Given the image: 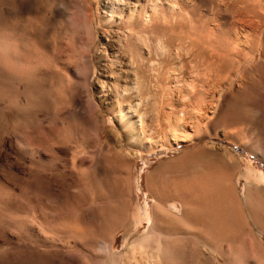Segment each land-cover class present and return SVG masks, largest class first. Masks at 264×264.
I'll return each mask as SVG.
<instances>
[{"label":"rangeland","instance_id":"374dc122","mask_svg":"<svg viewBox=\"0 0 264 264\" xmlns=\"http://www.w3.org/2000/svg\"><path fill=\"white\" fill-rule=\"evenodd\" d=\"M155 3L0 0V264H127L159 194L184 262L264 264V0Z\"/></svg>","mask_w":264,"mask_h":264},{"label":"bare ground","instance_id":"6f19581e","mask_svg":"<svg viewBox=\"0 0 264 264\" xmlns=\"http://www.w3.org/2000/svg\"><path fill=\"white\" fill-rule=\"evenodd\" d=\"M240 1V0H239ZM244 1V0H243ZM247 1H249V0H247ZM256 2V1H255ZM250 3V2H249ZM254 3V2H253ZM157 5H160V0H156V3L153 5V7H154V10H156L155 9V7H158ZM254 5V4H253ZM246 6V5H245ZM254 6H256V5H254ZM249 7H251V6H249ZM258 7V6H257ZM141 8H142V6H141ZM141 8H139V9H141ZM246 8V7H245ZM260 8H262V7H260ZM153 9V8H152ZM253 9V8H252ZM259 9V8H258ZM143 10V9H142ZM154 10H152V12H150L149 14L147 13V11L146 10H143V11H138L137 10V14H138V16H139V14H140V17L142 18V20H143V22L141 23V26H140V28L138 29V30H140V32H147L146 34H155V37L157 38V40L158 41H160V39H161V32H160V30H161V28L159 27V26H161V22H159V19L162 17L161 15H159V13H156V12H154ZM157 10H158V8H157ZM159 11V10H158ZM247 11V10H246ZM249 11V10H248ZM253 11V10H252ZM250 12V11H249ZM136 13H134V14H136ZM133 15V14H132ZM219 15V14H218ZM134 16V15H133ZM145 16V17H144ZM249 16V15H248ZM255 16V15H254ZM135 17V16H134ZM165 17V16H164ZM250 17V16H249ZM132 18V17H131ZM255 19V18H254ZM130 20V19H129ZM141 20V21H142ZM204 20V19H203ZM248 20H251V17H250V19H248ZM171 21H173V20H171ZM175 21H176V19H175ZM241 21V20H240ZM256 21V20H255ZM254 21V22H255ZM261 22H262V20H260ZM127 22V21H126ZM243 21H241V23H242ZM246 22V21H245ZM251 22L253 23V19L251 20ZM133 23H134V19L133 20H130V21H128L127 22V26H125V27H123V28H127L126 30L128 31L126 34H125V42H124V45L123 46H125V48L126 47H129V45H130V43H131V35H133L132 33H131V27L132 26H134L133 25ZM200 23V22H199ZM237 23V22H236ZM252 23H250V21H249V23H247L248 24V27L249 26H251L252 25ZM256 23V22H255ZM255 23H253V25L252 26H254V25H256ZM260 23V22H259ZM258 23V24H259ZM203 24V23H202ZM238 24H239V22H238ZM250 24V25H249ZM261 24V23H260ZM263 24V23H262ZM261 24V25H262ZM243 25H245L244 23H242V26ZM202 26V25H201ZM220 26V25H219ZM240 26V25H239ZM263 26V25H262ZM217 27H218V25H217ZM259 26H257V28H258ZM205 28V27H204ZM216 28V27H215ZM259 28H261V27H259ZM258 28V29H259ZM136 29V28H135ZM242 29H244V27H242ZM249 29V28H248ZM250 29H252V28H250ZM233 30V29H232ZM253 30H254V28H253ZM253 30L251 31L252 33H253ZM122 31V30H121ZM212 31V30H211ZM242 31V30H241ZM136 32V31H135ZM137 32H139V31H137ZM244 32V31H243ZM247 32V31H246ZM120 33V32H119ZM221 33V32H220ZM240 34L242 33V32H239ZM255 33H256V30H255ZM142 35H143V33H141ZM140 34V35H141ZM244 34V33H243ZM241 35L242 37L244 36V35ZM139 35V34H138ZM248 35V34H247ZM257 35V34H256ZM259 35V34H258ZM258 35L256 36V37H258ZM223 36V35H222ZM246 36V35H245ZM250 36H251V34H250ZM218 37H220V36H218ZM217 37V38H218ZM239 37H240V35H239ZM238 37V38H239ZM252 37V36H251ZM121 38V37H120ZM206 38V37H205ZM248 39L250 38V37H247ZM246 38V39H247ZM110 39V38H109ZM221 39V38H220ZM222 39H225V38H222ZM221 39V40H222ZM246 40V41H249V44L251 43L250 42V40ZM258 39V38H257ZM232 40V39H231ZM239 40H241V39H239ZM238 40V41H239ZM254 40H255V38H254ZM254 40H253V42H254ZM225 41V40H224ZM223 41V42H224ZM233 41L234 40H232V43H230V48L232 47L234 50L233 51H235V48H237L236 46H238V45H236V43H235V45L236 46H233ZM245 41V40H244ZM261 41H263V40H261ZM177 42V41H176ZM230 41H226V43H229ZM240 42V41H239ZM253 42H252V44H253ZM123 44V43H122ZM160 44H161V42H160ZM159 44V45H160ZM223 44H225V43H223ZM238 44V43H237ZM240 44H242V43H240ZM239 44V45H240ZM245 44V43H244ZM256 44V43H255ZM264 45V44H263ZM161 46H163L162 44H161ZM247 46H248V44H247ZM261 46V45H260ZM133 47V46H132ZM235 47V48H234ZM249 47V46H248ZM130 48V47H129ZM128 48V49H129ZM238 48H239V46H238ZM251 48V47H250ZM131 49V48H130ZM244 49V48H243ZM248 49V48H247ZM254 49V48H253ZM263 49V48H262ZM160 50H161V48H160ZM236 50H238V49H236ZM251 50V49H250ZM258 50V49H257ZM257 50H256V52H257ZM122 51H124V48H123V50ZM133 51V50H132ZM144 51V50H143ZM158 51H159V49H158ZM162 51V50H161ZM229 51V50H228ZM227 51V52H228ZM239 51V50H238ZM241 51H242V49H240V53H241ZM127 52V51H126ZM130 52V51H129ZM237 52V51H236ZM236 52H234V53H236ZM251 52H253V51H251ZM262 52V51H261ZM142 53V52H141ZM193 53V52H192ZM225 53V52H224ZM231 54H232V52H230ZM233 53V54H234ZM247 53H248V51H247ZM263 53H264V51H263ZM124 54V53H123ZM131 54V53H130ZM190 54V53H189ZM226 54V53H225ZM229 54V53H228ZM232 54V55H233ZM119 55V54H118ZM230 55V54H229ZM121 57V56H120ZM130 57L132 58V55H130ZM209 57V56H208ZM232 57V56H231ZM235 57H236V55H235ZM133 59V58H132ZM87 60V59H86ZM235 60V59H234ZM129 61V60H128ZM158 64V63H157ZM138 65V64H137ZM137 65L135 66V68H134V70L135 69H137ZM238 66V65H237ZM253 67V66H252ZM229 69V68H228ZM230 70V69H229ZM241 70V69H240ZM232 71H233V69H232ZM231 72V71H230ZM251 73V72H250ZM218 75V74H217ZM234 76V75H233ZM224 77H226V76H224ZM218 78V77H217ZM216 78V79H217ZM222 80H224V78L222 79ZM221 81V80H220ZM217 82V81H216ZM223 82V81H222ZM218 83V82H217ZM218 85V84H217ZM219 86V85H218ZM249 86V85H248ZM248 86H247V88H248ZM123 90H124V88H123ZM127 90V89H126ZM122 92V91H121ZM125 92H127V91H125ZM124 92V93H125ZM116 94V93H115ZM119 95H120V93H119ZM123 95V94H122ZM127 96V95H126ZM124 97V98H127V97ZM132 96V94L130 95L129 94V98ZM134 96V95H133ZM120 98V97H119ZM133 98V97H132ZM119 100V99H118ZM124 101H125V99H123ZM121 101H122V97H121ZM118 102V101H117ZM128 102V101H127ZM121 104V103H120ZM120 108V107H119ZM73 138V137H72ZM66 139H68V141H70L71 142V140H69L70 138H66ZM65 139V140H66ZM77 139V138H76ZM56 141V140H55ZM73 141V140H72ZM67 142V141H66ZM70 142H68V143H70ZM72 143H74V142H72ZM78 143V142H77ZM76 143V144H77ZM82 143H83V141H82ZM83 145V144H82ZM60 146V145H59ZM78 146V145H77ZM76 146V148H78ZM70 147H72V146H70ZM76 148H74V150L76 149ZM67 149H68V147H67ZM74 150H72L73 152H74ZM77 150V149H76ZM71 151V152H72ZM70 152V151H69ZM79 152V151H78ZM77 151H76V155H78L77 153H78ZM80 153V152H79ZM74 154V153H73ZM63 155V154H62ZM70 155V154H69ZM70 157V156H69ZM72 158H70V160L71 159H73V155L71 156ZM61 160H62V158H61ZM60 160V161H61ZM68 161V160H67ZM73 161H74V159H73ZM72 161V162H73ZM70 162V161H69ZM61 163V162H60ZM66 163V162H65ZM67 164V163H66ZM63 165H64V163H63ZM71 165H74L75 166V164H71ZM65 166V165H64ZM74 166H71V168H74ZM57 168V167H56ZM59 168V167H58ZM57 168V169H58ZM69 168H70V166H69ZM56 169V170H57ZM60 171V170H59ZM58 171V172H59ZM62 172V171H61ZM156 185H158V183L156 184ZM160 187H162V185L160 186ZM168 187V186H167ZM164 187H162V189H163ZM169 188V187H168ZM161 188L159 189L160 191L162 190ZM167 191L168 190H170V191H168L167 193H172V190L171 189H166ZM164 191V190H163ZM166 193V194H167ZM160 196L158 197V196H156V197H158V202H159V204H160V202H164L163 201V195L162 194H159ZM168 196H171V194L169 195H167V198H168ZM173 196H175L174 194H173ZM162 197V198H161ZM172 197V196H171ZM170 197V198H171ZM94 198V197H93ZM176 198H178L177 196H176ZM159 204H156V209H157V211L154 213V216H153V220H152V222L153 223H151L150 224V226L148 227V231H147V233H145V234H143V235H140V236H138V237H136L135 239H133V243H134V250L132 251V253H131V255L129 256V254H128V259H127V264H191V262H192V257L191 256H188V257H190V258H188V259H185V262L181 259V257H183L184 256V258H186L185 257V253L187 254H189V253H191L189 250L191 249V247H192V245L190 244V243H188V241H185V240H183L182 239V237H183V235L181 234L182 233V231H181V233H180V235L182 236H175V234L174 233H178V232H180L179 231V227L183 224V223H185V221H189L190 223H192V224H194V225H197V224H200V225H204L205 223H207V220H205V219H199L198 217H196V216H194L189 210H187V209H184L183 211H182V214H181V216H177L176 214L175 215H169L168 213H167V211H166V209L163 207V205L161 204V206L159 205ZM167 205V204H166ZM121 206V205H120ZM169 208H170V211H171V206L170 205H167ZM257 206V205H256ZM248 207H250V206H248ZM252 208H253V206H252ZM252 208H251V210H252ZM175 209V208H174ZM249 209V208H248ZM263 209V208H262ZM121 210V209H120ZM250 210V211H251ZM176 211V210H175ZM253 211V210H252ZM255 211V210H254ZM263 212V211H262ZM121 213V212H120ZM175 213V212H174ZM178 213V212H177ZM142 215L144 216V217H146L147 216V214H146V212H143L142 213ZM250 215V214H249ZM249 215H247V216H249ZM252 215V214H251ZM259 215V214H258ZM127 217V216H126ZM248 218H250V217H248ZM122 219V220H121ZM119 218V219H114V220H117V222L118 223H120V221H123V222H125L124 220H123V218ZM124 219H125V216H124ZM250 220V219H249ZM116 222V223H117ZM141 222V221H140ZM250 222H252L253 224H254V222L253 221H251L250 220ZM115 223V224H116ZM118 223L116 224L117 226L116 227H114V226H112L113 228H121L120 227V224L118 225ZM112 224V223H111ZM114 224V225H115ZM259 224V223H258ZM126 225V224H125ZM157 225V226H156ZM249 225H251V224H249ZM255 225V224H254ZM256 225H257V223H256ZM119 226V227H118ZM122 227H123V224L121 225ZM126 227V226H125ZM109 229H110V226H109ZM259 229V228H258ZM111 230H115V229H111ZM261 231H262V228L260 229ZM102 231V230H101ZM106 231V230H105ZM108 231H110V230H107V235L106 234H104V236H103V234H102V232H99V234L101 233L102 234V236H103V238L105 239V236H108V238H109V235H108V233H110V232H108ZM112 232V231H111ZM103 233H105V232H103ZM199 232H197V234H195L194 235V237L193 238H196L195 240H200L201 242L200 243H202L203 244V246H205L208 250L211 248V245L213 244V243H211V240H210V236L208 237H206L205 238V236H201V234L202 233H199ZM174 234V235H173ZM188 235V234H187ZM191 235V234H190ZM173 236H175V237H173ZM192 236V235H191ZM240 236H242V235H240ZM239 236V237H240ZM89 237H90V235H89ZM230 237H232V236H227V235H225L224 237H220V238H218L219 239V241L220 242H224V241H230ZM190 238V237H189ZM192 238V239H193ZM93 239H95L94 237H93ZM191 239V238H190ZM214 239V238H213ZM218 239H216L217 241H218ZM242 239V238H241ZM75 240V239H74ZM110 240V239H109ZM109 240H107V238H106V241L105 242H103V244L101 245V246H103L104 247V250H106V251H108V253H109V251H111V248H112V243L110 242V243H107V241H109ZM233 240V239H232ZM231 240V241H232ZM242 240H244V238L242 239ZM97 242H98V240H96ZM193 241V240H192ZM233 241H236V239H234ZM239 241V240H238ZM91 242H92V240H91ZM90 242V243H91ZM95 242V241H94ZM100 242V241H99ZM99 242H98V244H99ZM212 242H213V240H212ZM214 242H215V240H214ZM92 244V243H91ZM90 244V245H91ZM96 244V243H95ZM97 244V248L96 249H100V247H99V245ZM195 244V243H194ZM78 245H79V243H78ZM214 245V244H213ZM213 245H212V247H213ZM81 247H83V249H84V247L85 246H82V245H80ZM91 246H94L93 244L91 245ZM80 247V248H81ZM103 247H102V249H103ZM217 247V248H216ZM216 247H214V248H216V250L218 249V247H219V245H216ZM221 247V246H220ZM76 248V247H75ZM90 248H92V247H90ZM94 248V247H93ZM92 248V249H93ZM213 248V249H214ZM85 249H87V251L89 250L88 248H85ZM99 249L98 250H91V251H99ZM212 249V250H213ZM220 250H218L217 252L218 253H221L220 255H222V253H223V251H222V248H219ZM74 250V249H73ZM80 251L82 252V249H80ZM78 253H79V251H77ZM80 252V253H81ZM94 252H91V253H94ZM95 252V254L97 255H95V257H94V259L96 258V257H98V254L100 253V252ZM102 252V251H101ZM254 252V251H253ZM83 253V252H82ZM81 253V254H82ZM101 254V253H100ZM103 254V253H102ZM207 254V253H206ZM80 255V254H79ZM84 255V254H83ZM82 255V256H83ZM92 255V254H91ZM94 255V254H93ZM112 255V254H111ZM101 256V255H100ZM109 256V255H108ZM103 257V256H102ZM107 257V256H106ZM113 257V256H112ZM225 257V256H224ZM84 258V257H83ZM115 258V257H114ZM85 259V258H84ZM89 259H90V257H89ZM88 258H86V260L87 261H85L86 262V264L88 263H90L91 261V259L89 260ZM97 259V258H96ZM99 259H100V257H99ZM99 259L97 260V261H99ZM104 259V258H103ZM106 259H109V258H106ZM116 259V258H115ZM195 260H197V259H195ZM89 261V262H88ZM94 261V260H93ZM93 261L91 262V264L93 263ZM105 261V260H104ZM103 260H102V262H104ZM116 261H117V259H116ZM184 263H183V262ZM99 262H101V261H99ZM101 262V263H102ZM105 262H107V261H105ZM182 262V263H181ZM95 263H98V262H94L93 264H95ZM101 263H98V264H101ZM108 263V262H107ZM104 264H106V263H104ZM111 264H112V261H111ZM121 264V263H120ZM199 264V263H198Z\"/></svg>","mask_w":264,"mask_h":264}]
</instances>
